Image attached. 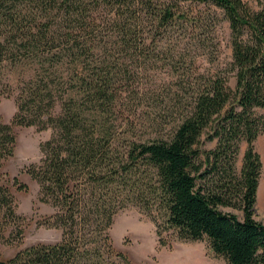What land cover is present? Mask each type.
Listing matches in <instances>:
<instances>
[{
  "label": "trees",
  "instance_id": "trees-1",
  "mask_svg": "<svg viewBox=\"0 0 264 264\" xmlns=\"http://www.w3.org/2000/svg\"><path fill=\"white\" fill-rule=\"evenodd\" d=\"M257 6L0 0V99L14 103L9 121L0 117V246L23 231L12 191L25 185L2 171L14 127L50 130L23 172L59 231L57 242L0 264H134L108 235L127 206L154 224L158 246L167 244L160 227L179 241L205 239L226 264H264V223L253 218L254 141L264 133V0ZM222 22L230 53L219 66Z\"/></svg>",
  "mask_w": 264,
  "mask_h": 264
},
{
  "label": "rangeland",
  "instance_id": "rangeland-1",
  "mask_svg": "<svg viewBox=\"0 0 264 264\" xmlns=\"http://www.w3.org/2000/svg\"><path fill=\"white\" fill-rule=\"evenodd\" d=\"M250 8L257 9L258 0H242ZM221 55L218 58L219 66L228 60V29L222 22L218 30ZM162 74L154 77V80L162 78ZM14 112L12 97L0 99V117L7 122ZM15 145L13 154L2 164V171L9 177L16 176L25 185L23 190H13L15 199V212L24 217L22 237L18 244L0 246V258L10 257L16 250L34 244H52L58 241L59 231L45 223V216L52 212L49 205L38 200V186L29 178L23 168L29 163H34L39 158V144L49 137L50 130H36L35 127H14ZM204 149L214 147V141L203 143ZM244 143H240L235 157L234 169L238 173L241 164V156ZM261 162V160H260ZM264 160L262 159L259 179L256 187V199L253 206V218L264 223ZM231 212L237 218H241V211L229 207L221 208ZM154 224L134 206H127L112 218L108 230L113 248L123 253L134 264H226L210 251L205 239L199 241H179L174 234L161 231L159 236L167 244L158 246L154 234Z\"/></svg>",
  "mask_w": 264,
  "mask_h": 264
},
{
  "label": "crops",
  "instance_id": "crops-1",
  "mask_svg": "<svg viewBox=\"0 0 264 264\" xmlns=\"http://www.w3.org/2000/svg\"><path fill=\"white\" fill-rule=\"evenodd\" d=\"M254 148L259 154L260 160H264V133H261L254 141Z\"/></svg>",
  "mask_w": 264,
  "mask_h": 264
},
{
  "label": "bare ground",
  "instance_id": "bare-ground-1",
  "mask_svg": "<svg viewBox=\"0 0 264 264\" xmlns=\"http://www.w3.org/2000/svg\"><path fill=\"white\" fill-rule=\"evenodd\" d=\"M263 194H264V192H263Z\"/></svg>",
  "mask_w": 264,
  "mask_h": 264
}]
</instances>
